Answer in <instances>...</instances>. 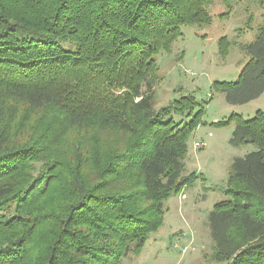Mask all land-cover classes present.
Returning a JSON list of instances; mask_svg holds the SVG:
<instances>
[{
    "label": "trees",
    "instance_id": "1",
    "mask_svg": "<svg viewBox=\"0 0 264 264\" xmlns=\"http://www.w3.org/2000/svg\"><path fill=\"white\" fill-rule=\"evenodd\" d=\"M214 1L0 0V264H124L160 230L199 179L186 158L207 102L155 111L158 57ZM243 50L239 78L213 84L231 105L264 94V19ZM233 119L231 143L257 150L209 215L212 259L264 264V111Z\"/></svg>",
    "mask_w": 264,
    "mask_h": 264
},
{
    "label": "rangeland",
    "instance_id": "2",
    "mask_svg": "<svg viewBox=\"0 0 264 264\" xmlns=\"http://www.w3.org/2000/svg\"><path fill=\"white\" fill-rule=\"evenodd\" d=\"M209 11L211 25L184 26L171 54L160 53L162 81L156 88L154 107L158 111L187 95H193L198 103L207 102L203 124L188 141L186 158L187 174L196 172L199 179L170 197L163 226L124 264H224L212 259L209 215L214 205L225 199L222 190L234 160L257 150L255 145L231 143L236 120L230 118L252 119L258 110L264 111V94L248 104L231 105L213 84L239 78L249 60L243 47L256 39L264 4L259 0H215ZM222 37L230 43L226 57L219 50Z\"/></svg>",
    "mask_w": 264,
    "mask_h": 264
},
{
    "label": "built area",
    "instance_id": "3",
    "mask_svg": "<svg viewBox=\"0 0 264 264\" xmlns=\"http://www.w3.org/2000/svg\"><path fill=\"white\" fill-rule=\"evenodd\" d=\"M196 145H197L198 147H201V144H200V143H197ZM184 198H185V196H184Z\"/></svg>",
    "mask_w": 264,
    "mask_h": 264
}]
</instances>
